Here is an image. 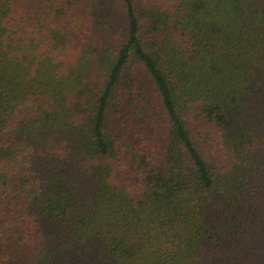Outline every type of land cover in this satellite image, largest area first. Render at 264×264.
Here are the masks:
<instances>
[{
  "label": "trees",
  "instance_id": "trees-1",
  "mask_svg": "<svg viewBox=\"0 0 264 264\" xmlns=\"http://www.w3.org/2000/svg\"><path fill=\"white\" fill-rule=\"evenodd\" d=\"M0 264H264V0H0Z\"/></svg>",
  "mask_w": 264,
  "mask_h": 264
}]
</instances>
